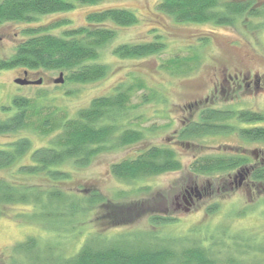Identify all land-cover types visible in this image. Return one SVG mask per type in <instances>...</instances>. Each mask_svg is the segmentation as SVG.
Masks as SVG:
<instances>
[{"label":"rangeland","instance_id":"obj_1","mask_svg":"<svg viewBox=\"0 0 264 264\" xmlns=\"http://www.w3.org/2000/svg\"><path fill=\"white\" fill-rule=\"evenodd\" d=\"M244 1L254 2L255 6L233 26L227 27L178 24L157 11L160 0H107L96 6L77 5L72 12L38 17L31 24L0 25V59H8L29 37L26 31L30 29L43 27L47 29L44 34L62 37L66 30L87 26L89 15L107 9L130 10L139 18V22L130 27L109 25L117 32V38L100 51V58L95 62L109 68L110 74L104 80L90 84L65 81L56 85L54 80L61 72H33L34 80L42 79L43 84L22 87L15 80L23 77L24 69L1 72V120L11 116L4 108H9L16 97L35 99L47 92L46 100H41L45 107L52 106L75 119L93 100L109 98L116 89L118 92L135 84L147 87L133 90L129 112L114 122L119 132L124 128L144 132L140 142L119 146L121 134L117 132V148L93 158L87 168L76 169L72 164L61 167L69 179L56 182L58 188L66 192L82 190L87 198L92 192H98L107 203L77 214L73 220L71 216L59 222H46L43 216L46 211L40 208L14 206L9 213L0 214V264H19L17 261L23 256L17 246L29 239L38 243L41 254H46L50 248L59 249V253L68 257L98 237L117 238L124 241V245L136 246L146 241L145 234L155 231L163 238L166 234L188 236L190 231L198 230L201 234L192 236L215 235L218 240L226 238L222 235L224 232L230 240L236 237L251 240L264 249V186L259 187L251 180L254 170L264 165V143L242 141L238 134L251 125L230 119L225 121L232 128L227 133L181 138V132L199 121L204 110L253 111L264 115V0ZM154 41L165 44L160 55L143 59H121L114 55L115 48L121 45ZM174 61L183 67L179 68ZM66 76L64 74L65 80ZM150 90L155 91L156 98L145 102V95L152 93ZM260 124L252 126H264ZM24 137L31 140L32 152L49 145V138L30 129L15 135H0V148ZM155 147L174 150L182 169L145 177L139 182L113 175V166L135 161ZM209 153L239 154L252 158L254 164L220 176L192 175L189 167L194 159ZM29 163L30 156L24 161V164ZM23 181L36 183L40 188L53 185L44 176ZM196 188L199 192L192 191ZM108 203L117 209L106 208L104 205ZM214 205L218 211L208 215L207 209ZM165 217L175 219V224L153 227L152 219Z\"/></svg>","mask_w":264,"mask_h":264},{"label":"trees","instance_id":"obj_2","mask_svg":"<svg viewBox=\"0 0 264 264\" xmlns=\"http://www.w3.org/2000/svg\"><path fill=\"white\" fill-rule=\"evenodd\" d=\"M107 0H1L0 25L5 23L35 22L38 17L72 12L77 5L96 6ZM254 2L244 0H160L156 9L170 16L178 24H213L215 26H233L246 15ZM252 16L258 17L252 13ZM139 18L130 10L107 9L95 12L87 18V26L66 30L62 37L44 34L43 27L30 29L25 33L28 38L16 48V53L0 60V73L15 68L30 72H61L66 74V82L90 84L107 78L110 70L107 66L95 64L100 51L117 38L112 27L122 28L136 25ZM109 26V27H108ZM205 41V40H204ZM203 41V42H204ZM207 44V41L203 43ZM165 44L154 41L141 45H121L114 55L121 59H143L160 55ZM178 64L179 68L183 64ZM182 73V71H181ZM147 89L143 84H135L126 89H117L109 98L93 100L89 108L78 112L70 119L62 111L43 105L47 92L35 99L16 97L4 112L11 115L0 119V135H15L32 130L43 138H49L48 147L31 151V140L19 138L15 142L0 148V214L9 213L14 206H31L46 211V222H59L65 217L76 218L94 206L107 203V199L92 192L84 197L82 190L66 192L56 186V182L69 179L61 170L64 164H72L76 169H84L93 158L117 148V119L129 112V103L134 91ZM134 90V91H133ZM145 95V102L156 98L154 90ZM9 110V111H8ZM62 114H61V113ZM123 119V118H122ZM237 119L240 123L251 125L238 132L242 141L264 143V115L253 111L204 110L199 121H194L181 132L182 139L196 138L201 135L227 133L232 130L225 121ZM119 146L140 142L145 133L124 128L119 132ZM172 149L155 147L135 161H126L112 168L113 175L128 181H141L145 177L173 172L182 169V164ZM31 163L24 164L29 158ZM252 158L239 154L233 156L210 154L196 158L191 163L190 173L195 177H213L226 174L245 166H252ZM256 169V168H255ZM52 181L49 188H40L36 183L29 184L25 178L41 177ZM23 179V180H22ZM253 184L264 186V165L251 175ZM188 191V190H187ZM106 208L117 207L108 203ZM211 215L218 211L217 205L207 209ZM73 222V221H71ZM153 227L175 224V219L161 218L151 220ZM174 222V223H172ZM72 225V223H71ZM187 236H158L151 232L146 241L136 246L124 245L117 238H95L86 242L77 251L66 257L59 249L47 250L41 254L34 239L17 246L22 254L19 264H264V249L253 241H242L239 237L217 239L215 235L206 237L192 236L201 234L198 230ZM144 234H138L141 236ZM144 235V236H145ZM93 237H96L95 234ZM240 239V240H239ZM241 241V242H240ZM123 242V243H122ZM255 245L253 247V245ZM57 251V254H55Z\"/></svg>","mask_w":264,"mask_h":264},{"label":"water","instance_id":"obj_3","mask_svg":"<svg viewBox=\"0 0 264 264\" xmlns=\"http://www.w3.org/2000/svg\"><path fill=\"white\" fill-rule=\"evenodd\" d=\"M26 75H27V73H26ZM65 81L66 80H65V77H64V73H61L60 76H59V78L54 80V83L56 85H62V84L65 83ZM15 83L17 85H19V86H27V85L40 86V85L43 84V80L40 79L38 81H35L34 83L33 82H29L27 80H16ZM242 172L244 173L245 171L243 170ZM241 179H242V177H241ZM194 190L197 191V192H199V189H197V188L196 189H192V191H194Z\"/></svg>","mask_w":264,"mask_h":264},{"label":"flooded vegetation","instance_id":"obj_4","mask_svg":"<svg viewBox=\"0 0 264 264\" xmlns=\"http://www.w3.org/2000/svg\"><path fill=\"white\" fill-rule=\"evenodd\" d=\"M0 1H1V0H0ZM0 40H1V39H0ZM0 60H4V59H0ZM15 69H17V68H15ZM12 70H14V69H12ZM7 71H10V70H7ZM26 73H27V75H26ZM16 80H27V81H29V82H33V83L36 81V80H34L33 72L26 71V70L23 71V77H20L19 79H16ZM16 80H15V81H16ZM29 86H34V85H27V87H29ZM22 87H25V86H22ZM189 198L191 199L192 196L189 195Z\"/></svg>","mask_w":264,"mask_h":264}]
</instances>
